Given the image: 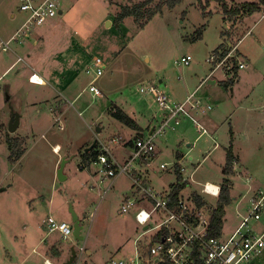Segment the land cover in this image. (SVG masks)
<instances>
[{"label":"rangeland","instance_id":"1","mask_svg":"<svg viewBox=\"0 0 264 264\" xmlns=\"http://www.w3.org/2000/svg\"><path fill=\"white\" fill-rule=\"evenodd\" d=\"M143 1L64 0L63 13L32 29L23 37L24 44L12 42L10 51L0 49V264H64L72 248L77 251L73 264L137 259L135 241L143 228L135 222L134 211L121 212L124 202L135 195L132 182L125 175L102 180L101 167L92 165L96 177L86 184L89 172L81 173L79 167L89 143L76 152L66 145L83 142L92 133L98 144L115 136L121 143L129 140L134 130L112 117L116 108L142 130L158 127L164 112L152 96L140 93L150 84L176 104L195 93L203 105L212 107L206 115H195L206 134L201 135L194 121L182 118L174 131L159 137V155L152 166L167 163L173 171L175 156L182 155L187 176L195 171V184L184 195L201 192L205 184H222L232 148L236 163L231 191L237 200L226 208L230 226L239 223L238 205L245 214L249 200L264 190V15L226 22L217 2L206 6L202 0L203 9L198 0H180L174 9L164 7L144 26L128 18L115 27L123 6ZM257 1L222 0L230 7ZM19 8V0H0V43L13 38L26 22ZM221 44L229 54L219 62L214 52ZM215 56L217 60L212 61ZM94 57L106 65L95 81L101 97L89 91L95 75L88 68ZM187 57L191 58L188 67L181 63ZM234 63L246 68L233 72ZM35 72H49L52 80L45 87L29 83L38 80ZM229 81L233 85L226 88L224 83ZM11 107L20 116L15 133L9 131ZM58 118L63 131L56 124ZM9 140L22 141L27 155L19 163L9 160ZM56 144L63 147L58 156L53 152ZM123 153V149L114 153L119 163ZM63 160L67 180L60 182L57 172ZM149 172L156 190H168L176 181L172 174L169 178L165 173L162 181L157 171ZM204 198L215 207L216 199ZM72 212L83 226V242L73 236L64 242L59 232L48 227L50 217L72 226ZM251 226L262 232L264 215ZM149 237L139 242L144 253L151 244ZM87 247L93 254H88Z\"/></svg>","mask_w":264,"mask_h":264},{"label":"built area","instance_id":"2","mask_svg":"<svg viewBox=\"0 0 264 264\" xmlns=\"http://www.w3.org/2000/svg\"><path fill=\"white\" fill-rule=\"evenodd\" d=\"M63 1L19 0V11L26 16L27 20L13 38L0 43V49L7 52L10 51L12 42L23 44V37L28 35L32 29L41 28L58 17ZM211 60L216 61V56ZM181 63L188 67L191 64V58H184ZM245 68L244 64L239 65L240 70ZM105 69L103 61L95 57L88 73L93 72L97 80L104 74ZM34 77L35 75L32 76V79ZM89 91L96 97L102 96L100 90L95 86V80L89 85ZM140 93L144 96H152L160 111L164 112L161 124L150 130L144 138L136 139L127 159L122 163H119L112 153V147L121 144L118 138L100 142L98 157L92 165L101 167L102 180H114L125 175L132 182L135 195L124 202L121 212L128 214L134 211V220L144 230L142 237L150 235L151 244L148 245V252L144 253L139 248L138 241L136 243L137 259L130 262L110 261L108 264H141L142 261L148 262V264H264V262H257L264 253V230L259 232L251 226L252 222L258 223L263 218L264 190H260L257 196L254 195L249 200L250 205L247 211L241 216L240 224L231 234L210 238L208 235V212L199 209L191 197L182 198L180 196L177 204L172 205L170 193H157L145 184V179L141 174V169L150 168L155 160L152 156L156 153V142L159 137L165 135L169 130L174 131L181 124L182 118L194 121L200 129L201 135L206 134V130L198 124L195 115H206L212 110V107L203 105L202 101L196 98L195 93L182 104H176L155 84L142 88ZM56 124H59L58 129L64 130L61 118L56 120ZM168 167L169 164L160 165L161 170H167ZM176 168H179L182 176L186 173V167L181 160L174 164V173ZM186 181L183 179L184 183ZM208 187L209 184H205L202 193L218 198L220 186L214 185V192L208 190ZM48 227L50 232H59L64 242L71 241L72 226L66 223H57L53 218H49ZM162 231L166 235L160 241L153 243V237ZM152 233L154 234L151 235ZM195 254H199L197 263Z\"/></svg>","mask_w":264,"mask_h":264},{"label":"trees","instance_id":"3","mask_svg":"<svg viewBox=\"0 0 264 264\" xmlns=\"http://www.w3.org/2000/svg\"><path fill=\"white\" fill-rule=\"evenodd\" d=\"M154 1L155 0H145L132 6H123L116 16L115 27H121L125 20L128 18H132L136 23L144 26V24L151 21L158 13H162L164 7L174 9L180 3V0H160L159 4L156 7H153L152 5L154 4ZM198 1L203 9L206 8V6L210 5V3L212 2L219 3L220 8L225 15L224 21L226 22L234 21L235 19L244 21L246 18L251 17L255 14L264 15V0H258L256 3L242 4L240 6L233 5L231 7L227 6L224 2H222V0H205L206 6L202 4V0ZM224 35L226 36V34H222V37H224ZM201 38L202 34L199 33L198 39ZM223 49L224 44H221L220 47L214 52L219 62L223 61L229 54L227 50ZM237 69L239 68L237 67V64L234 63L232 71L236 72ZM224 85L227 88L229 86H232L233 82L229 81L227 83H224ZM111 115L115 120L130 128L131 130L139 132L142 130L137 122L120 108H116L114 111H112ZM231 135H233V132H231ZM130 145L132 146V143H130ZM8 147L10 151L9 160L13 164L17 163L25 155L26 151L22 149V141L9 140ZM231 149L227 156L226 165L222 171L224 178L220 186V195L217 199L215 207L212 208L207 202L202 199L201 196L196 193L191 197L199 209L204 210V212L206 213H209L208 235L210 238H218L222 236L226 217V208L230 206L232 202L231 190L233 188V183L230 177L234 176V165L236 163V158L233 155ZM98 154L99 153L97 147L96 149H93L88 153L84 152L82 154L84 164L79 167L80 170L82 171L86 169V167L91 166L92 163L97 159ZM180 159L181 155L178 154L177 160ZM175 173L177 176V184L173 186L170 192V198L172 200V205L174 206L175 204H177L182 191L187 187V184L183 182V176L180 174L179 168H176ZM146 207H149V205H146ZM165 235L166 233L164 231L160 232L155 237H153L152 242L155 243L160 241ZM198 258L199 254H195L196 263L198 262Z\"/></svg>","mask_w":264,"mask_h":264},{"label":"crops","instance_id":"4","mask_svg":"<svg viewBox=\"0 0 264 264\" xmlns=\"http://www.w3.org/2000/svg\"><path fill=\"white\" fill-rule=\"evenodd\" d=\"M36 1H38V0H36ZM40 1H43V0H40ZM40 1H38V2H40ZM63 13V12H62ZM61 13V14H62ZM24 44V43H23ZM67 56V55H66ZM95 58V57H94ZM19 60H22L21 58H19ZM93 60V59H92ZM91 63H92V61H91ZM106 66V65H105ZM91 67H89L88 68V70L90 69ZM105 71H106V69H105ZM6 72H8V71H6ZM33 74H37V78H38V80H31L30 81V79H29V83H32V84H35V85H39V86H43V87H45L46 85H48L49 84V82L52 80L51 79V74L49 75V72L48 73H44L45 75H47V77L46 76H44V74L42 75V73H38V72H35V73H33ZM209 77V76H208ZM207 77V78H208ZM30 78V77H29ZM206 78V79H207ZM32 79V78H31ZM96 81V78L94 77L93 78V80L90 82V84L93 82V81ZM205 79H203V81H204ZM34 81V82H33ZM89 84V85H90ZM63 85V87L64 88H68V85L67 84H62ZM59 95H60V93H59ZM61 96V95H60ZM209 113V112H208ZM207 113V114H208ZM81 114V113H80ZM65 118H66V116H65ZM92 128V127H91ZM154 128V127H153ZM152 128V129H153ZM152 129H148L147 128V131L146 130H141L140 132L139 131H133L134 132V135L132 134V135H130V139L129 140H127V141H123V143H121L120 145H118V146H115V147H112V153H113V156H114V158L116 159V155L114 154L116 151H118L119 149H123V151H124V159H122V161L124 162L126 159H127V157H128V155H129V153H130V151H131V148H132V146H133V142H130V141H134L133 140V138L134 137H136L137 139H139V138H144L149 132H150V130H152ZM61 131H63V130H61ZM91 133H92V130H91ZM96 133H99V132H96ZM133 137V138H132ZM99 138H101L102 139V137H101V134L99 135ZM114 138H117L116 136L114 137ZM135 138V139H136ZM96 142V139L94 138V134L92 133V137L90 136V137H88L87 139H85V141H83V142H80V143H78V144H76V145H74L73 143H68V145H66L67 146V148H68V150H71L72 152H76L77 151V149L78 148H80L81 146H85V144H88L89 143V145L87 146V148L90 146H92V144H94ZM130 143H132V146L130 145ZM78 145V146H77ZM60 147V151H62V149H63V147L61 146V144H56L54 147H53V149L55 148V147ZM72 146H75V149H72L71 147ZM77 146V147H76ZM71 148V149H70ZM127 149H129L130 151L129 152H127ZM85 150V149H84ZM83 150V151H84ZM97 150H98V143H97ZM54 152V151H53ZM85 152V151H84ZM157 153V152H156ZM54 154L55 155H57L58 156V153H55L54 152ZM72 154H74V153H72ZM27 155V153L25 152V155L24 156H26ZM158 155H159V152L157 153V156L155 157V159L158 157ZM24 156L18 161V163L24 158ZM176 157V159H177V155L175 156ZM183 159H184V157L181 155V161L184 163V161H183ZM117 160V159H116ZM180 160H177V161H180ZM190 161H192V158H190ZM176 163V162H175ZM164 164H167V163H164ZM162 165V164H161ZM195 166V165H194ZM154 170V172H156L157 174L156 175H159L160 174V177L162 178V181H163V178H165V176H164V174L166 173V174H168L169 175V178L171 177V175L170 174H172L174 177H175V183L174 184H171V186H170V188L167 190H165V188L164 189H162V190H156V188L155 187H153L152 186V181H153V179H151V175H150V170ZM79 170H80V168H79ZM81 171V170H80ZM187 171H188V169L186 168V173L183 175V179H186L187 181L185 182L186 184H187V187H186V189L185 190H183L182 191V193H181V197L182 198H190V197H192L193 196V194H198L199 196H201L202 197V199L206 202V200H205V198H204V196H207V195H205V194H203L202 193V190H201V192H198V191H193V192H191L190 194H187V195H184V192L187 190V189H189V188H191V184H195L194 182H193V177H194V175H195V171L188 177L187 176ZM86 172H89V174L87 175V177L85 178V183L87 184V182L89 183L90 181H92L93 179H95V177H96V172L93 170V168H92V165L91 166H89V167H86V169H84V170H82L81 171V173H86ZM141 174H142V176L144 177V179H145V184L147 185V186H149L150 188H152L154 191H156L157 193H159V194H168V193H170L171 192V190H172V188H173V186L174 185H176L177 184V176H176V173H174V171H171L170 169H169V167L167 168V170H161L160 169V166H152V167H150V168H142L141 169ZM190 177H192V179H190ZM216 186H221V185H216ZM132 194H133V192H132ZM134 195V194H133ZM207 197H211V196H207ZM231 197H232V202L231 203H233V202H235L236 200H237V198L236 197H234L233 196V194H232V191H231ZM211 198H213V199H218V198H215V197H211ZM143 204V203H142ZM209 205H213V204H209ZM231 205V204H230ZM249 207V206H248ZM248 207H247V209H248ZM237 220H239V223H238V225L240 224V222H241V216H242V214H244V213H241L240 212V205H238V207H237ZM134 214V213H133ZM50 218H52V217H50ZM49 219V218H48ZM136 222V221H135ZM62 223H66V222H62ZM67 224V223H66ZM238 225L236 226H234V225H229L228 223H227V220H226V217H225V223H224V230H223V236H227V235H229V234H231L237 227H238ZM144 231V230H143ZM59 235H60V233H59ZM148 236H144V237H142V234L140 235V237H137V240L135 241V243H137L138 241L140 242V241H142V239H146ZM85 238V237H84ZM88 249H89V247H87ZM35 249H36V247H35ZM34 249V250H35ZM33 250V251H34ZM90 251H91V254H93V251L91 250V249H89L88 250V254L90 253ZM92 256L90 255L89 256V258H91ZM257 262H259V263H263L264 262V253H263V255H262V257L257 261Z\"/></svg>","mask_w":264,"mask_h":264},{"label":"water","instance_id":"5","mask_svg":"<svg viewBox=\"0 0 264 264\" xmlns=\"http://www.w3.org/2000/svg\"><path fill=\"white\" fill-rule=\"evenodd\" d=\"M62 12H60L61 14ZM209 84H215V82L209 81ZM7 101H9V98H7ZM11 110V117L9 121V131L11 133H15L18 130V127L20 125V116L19 114L15 113L13 108H10ZM96 132H100L99 128H97ZM97 147V142L92 144L91 147L85 150V153H88L92 151L93 149H96ZM66 165V160H63L62 163L60 164V167L57 172V177L60 182H64L67 180V177L64 175V169ZM73 214V219H72V227H73V237L78 241V242H83L85 240L82 232H83V226L80 225V221L78 219V216L75 212H72ZM146 230V229H145ZM71 257L70 259L65 262L64 264H73L74 261L77 258V251L75 248L71 249Z\"/></svg>","mask_w":264,"mask_h":264},{"label":"bare ground","instance_id":"6","mask_svg":"<svg viewBox=\"0 0 264 264\" xmlns=\"http://www.w3.org/2000/svg\"><path fill=\"white\" fill-rule=\"evenodd\" d=\"M54 152H55V153H59V152H60V147H58V146L55 147V148H54ZM208 190L214 192V191H215V187H214V185L209 184Z\"/></svg>","mask_w":264,"mask_h":264}]
</instances>
